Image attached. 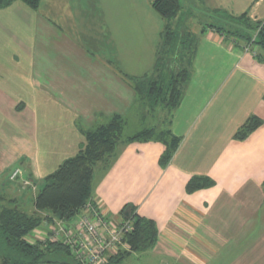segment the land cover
<instances>
[{
	"label": "crops",
	"instance_id": "crops-1",
	"mask_svg": "<svg viewBox=\"0 0 264 264\" xmlns=\"http://www.w3.org/2000/svg\"><path fill=\"white\" fill-rule=\"evenodd\" d=\"M151 2L40 0L37 10L21 2L0 10V187H17L8 181L17 168L31 184L0 208L33 212L43 180L84 147L83 132L118 115L123 138L93 169L102 211L121 219L133 208L153 222L158 264H264V63L201 30L179 106L157 109L161 131L179 141L161 164L163 142H127L153 129L124 136L128 117L144 112L129 79L152 73L163 29ZM206 2L264 32V0ZM251 118L260 125L237 139ZM195 178L209 186L187 191Z\"/></svg>",
	"mask_w": 264,
	"mask_h": 264
},
{
	"label": "trees",
	"instance_id": "trees-1",
	"mask_svg": "<svg viewBox=\"0 0 264 264\" xmlns=\"http://www.w3.org/2000/svg\"><path fill=\"white\" fill-rule=\"evenodd\" d=\"M39 1L0 0V10L14 2H21L31 10H37ZM151 7L163 21L156 63L149 76L129 79V82L138 101L147 108L162 107L167 112H173L179 106L189 81L199 36L179 31L178 23L173 26L172 22L180 11L178 0H152ZM232 19L249 20L245 15ZM262 29L261 27L256 45L264 53ZM259 125V120L249 119L238 131L236 138L244 139ZM124 126V120L114 115L106 124L83 132L84 147L75 157L63 162L43 180L33 201V212L28 213L9 206L0 208L1 264H75L65 247L58 244L42 246L38 242L31 244L27 237L36 229L51 225L54 219L69 220L80 213L86 202L93 198L91 185L94 167L97 163L113 157L123 138ZM154 139L164 143L165 152L161 164L167 163L179 142L169 133L144 130L130 137L127 142ZM207 186L209 182L206 179L195 178L189 182L187 191ZM262 186L264 191V183ZM120 217L123 220H132V231L124 239L128 251L110 257L107 264H119L132 253L152 247L157 238L153 222L139 217L133 208L122 211Z\"/></svg>",
	"mask_w": 264,
	"mask_h": 264
},
{
	"label": "rangeland",
	"instance_id": "rangeland-1",
	"mask_svg": "<svg viewBox=\"0 0 264 264\" xmlns=\"http://www.w3.org/2000/svg\"><path fill=\"white\" fill-rule=\"evenodd\" d=\"M178 1L180 11L178 12L177 17L172 22V24L174 26L178 23L179 31H186L191 35L197 36L201 30L213 29L218 31V33L225 40L245 49L247 54H249V57H251L254 61L264 63V53L261 51L260 46L256 45V42L259 39V31L262 27L261 24L251 20L247 21L245 19L235 20L228 17L226 14H220L218 11L211 9V7L208 6L206 2L207 0ZM157 109L158 107L152 109L147 108L146 105H144V112H142V116H135L134 114L130 115L128 117L126 129L124 130V136H131L147 127L148 129L157 130L156 132H161L162 126H164L163 123L165 122L163 119L165 118L162 114L163 112H159ZM105 162L107 161L99 162L96 165L100 164L102 167L105 165ZM24 180L25 179H20L17 181L18 183H13L8 180L10 183L17 185V187H13L15 189L10 188L9 186H6L4 189L2 186L0 187V206L5 205L4 202L7 197V193H10L14 200H16V196L17 200L19 199V194H21L25 187L23 183ZM42 184L43 182L41 183L40 187H42ZM30 185L31 184H29L27 188L30 187ZM17 208L20 209L19 206ZM43 215L45 216V214ZM31 234L33 235V232H31ZM30 237L31 235H28L27 240H29ZM31 238L35 239L36 237L33 235ZM151 249L152 248L150 247L146 250L132 253L123 261L119 262V264H158L157 259L156 257L154 258Z\"/></svg>",
	"mask_w": 264,
	"mask_h": 264
},
{
	"label": "built area",
	"instance_id": "built-area-1",
	"mask_svg": "<svg viewBox=\"0 0 264 264\" xmlns=\"http://www.w3.org/2000/svg\"><path fill=\"white\" fill-rule=\"evenodd\" d=\"M21 177L22 171L17 168L8 180L17 182ZM23 183L25 187L30 184L28 180ZM131 231L132 220L109 217L92 198L77 216L69 220L54 219L51 225L33 231L36 238L32 239L31 234L29 242L61 245L75 264H107L110 257L128 251L124 239Z\"/></svg>",
	"mask_w": 264,
	"mask_h": 264
}]
</instances>
